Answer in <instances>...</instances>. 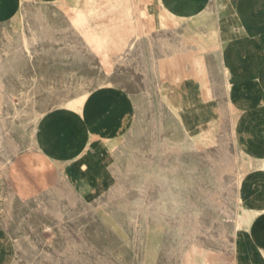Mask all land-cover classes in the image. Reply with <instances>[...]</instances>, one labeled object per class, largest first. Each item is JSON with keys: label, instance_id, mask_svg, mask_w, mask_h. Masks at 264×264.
I'll use <instances>...</instances> for the list:
<instances>
[{"label": "rangeland", "instance_id": "obj_1", "mask_svg": "<svg viewBox=\"0 0 264 264\" xmlns=\"http://www.w3.org/2000/svg\"><path fill=\"white\" fill-rule=\"evenodd\" d=\"M150 2L0 0V229L12 264H226L236 255L252 136L235 129L225 99L216 125L195 112L184 73L192 64L212 83V53L205 75L183 27L155 28L178 18ZM215 35L198 34V47ZM106 99L111 108L96 106Z\"/></svg>", "mask_w": 264, "mask_h": 264}, {"label": "crops", "instance_id": "obj_2", "mask_svg": "<svg viewBox=\"0 0 264 264\" xmlns=\"http://www.w3.org/2000/svg\"><path fill=\"white\" fill-rule=\"evenodd\" d=\"M150 3L154 13L178 18L177 24L167 18L155 28L169 25L183 27L181 39L190 45L187 54L193 52L200 57L205 75L210 72L203 55L208 51L212 53V83L208 79L205 83L204 76H199L197 66L192 64L193 70L184 73L191 77L183 90L194 101L195 112L204 116V122L211 120L216 125L221 122V103L225 99L227 107L232 110L233 120L230 122L235 129L252 136L253 142H247L248 151L245 154L257 158L254 166L241 178L240 185L245 208L242 215L247 222L237 230L236 255L226 264H264V211L257 216L252 211L264 208V0H152ZM195 18L199 22L193 26ZM209 28L215 30V39L206 48L198 47V34L206 38ZM207 88L210 96L207 95ZM100 102L99 106L96 104L98 108L107 110L112 107L110 100ZM107 114L105 112L100 119L107 121L110 117ZM81 139H75L73 143L75 154H78L75 150ZM14 254L12 240L0 229V264H12Z\"/></svg>", "mask_w": 264, "mask_h": 264}, {"label": "bare ground", "instance_id": "obj_3", "mask_svg": "<svg viewBox=\"0 0 264 264\" xmlns=\"http://www.w3.org/2000/svg\"><path fill=\"white\" fill-rule=\"evenodd\" d=\"M253 50V49H252ZM252 52V51H251ZM254 52V51H253ZM239 185V184H238ZM263 211H264V209H263Z\"/></svg>", "mask_w": 264, "mask_h": 264}]
</instances>
